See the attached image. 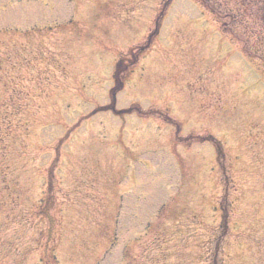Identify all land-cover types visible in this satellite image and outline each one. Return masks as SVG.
Returning a JSON list of instances; mask_svg holds the SVG:
<instances>
[{"label": "rangeland", "instance_id": "1", "mask_svg": "<svg viewBox=\"0 0 264 264\" xmlns=\"http://www.w3.org/2000/svg\"><path fill=\"white\" fill-rule=\"evenodd\" d=\"M262 4L0 0V264H264Z\"/></svg>", "mask_w": 264, "mask_h": 264}, {"label": "trees", "instance_id": "2", "mask_svg": "<svg viewBox=\"0 0 264 264\" xmlns=\"http://www.w3.org/2000/svg\"><path fill=\"white\" fill-rule=\"evenodd\" d=\"M43 213H44V215H45L46 212H43ZM45 216H46V215H45ZM46 217H47V216H46Z\"/></svg>", "mask_w": 264, "mask_h": 264}]
</instances>
